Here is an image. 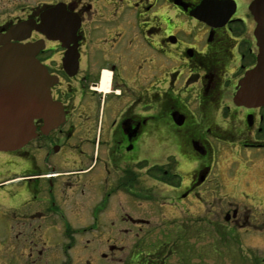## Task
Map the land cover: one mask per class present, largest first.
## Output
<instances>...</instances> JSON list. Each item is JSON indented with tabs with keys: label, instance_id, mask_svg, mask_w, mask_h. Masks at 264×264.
Here are the masks:
<instances>
[{
	"label": "flooded vegetation",
	"instance_id": "obj_1",
	"mask_svg": "<svg viewBox=\"0 0 264 264\" xmlns=\"http://www.w3.org/2000/svg\"><path fill=\"white\" fill-rule=\"evenodd\" d=\"M5 46H30L49 103L0 151V264H116L135 230L126 260L166 264L174 241L141 258L150 223L134 210L189 214L264 168V99H237L264 55V0H0ZM8 65L1 125L19 113Z\"/></svg>",
	"mask_w": 264,
	"mask_h": 264
},
{
	"label": "rangeland",
	"instance_id": "obj_2",
	"mask_svg": "<svg viewBox=\"0 0 264 264\" xmlns=\"http://www.w3.org/2000/svg\"><path fill=\"white\" fill-rule=\"evenodd\" d=\"M259 155L254 154L256 157ZM234 168L227 171L219 168L218 180L221 183L228 177L232 181L238 180L239 171H234ZM263 169L255 170L251 174L253 177H242L240 181L235 180L236 183L227 182L233 190L229 191V188V192H224L221 187L214 197L203 198L206 202L198 204L196 201L189 214L181 209L173 215L163 204L161 208L157 204L156 208L153 200L142 205V209L134 210L135 216H141L150 223L142 234H145L144 238L140 235L141 258L148 252L149 243L158 240L161 248L164 242L174 241L173 255L166 264H264ZM259 172L263 176L258 175ZM230 209H237L238 215L236 220L226 222L224 216ZM172 222L176 231L170 227ZM135 231L132 238L122 245L124 251L116 255V264H130L126 260L128 254L139 243L133 239ZM167 232H171L172 237L166 235Z\"/></svg>",
	"mask_w": 264,
	"mask_h": 264
},
{
	"label": "water",
	"instance_id": "obj_3",
	"mask_svg": "<svg viewBox=\"0 0 264 264\" xmlns=\"http://www.w3.org/2000/svg\"><path fill=\"white\" fill-rule=\"evenodd\" d=\"M1 44L6 45V41H1ZM0 63L9 64L8 70L17 71L19 86V113L15 118V123H12L11 115L4 119L2 125L0 124V151L14 150V148L21 147L30 137V129L32 120L37 117L45 118L47 109L45 106L40 108L41 102L49 103V85L42 81L41 86L39 79L42 75V70L34 65L31 57L30 46H5L0 50ZM5 70V66L0 67ZM35 78V82L31 79ZM11 84V77H9ZM31 85L36 86V106L31 108V101L28 98ZM242 88L238 93L237 99L240 101L252 100V95L257 96L261 101L264 99V55L258 61V65L252 70L242 82ZM248 93L249 96L244 94ZM41 97V98H40Z\"/></svg>",
	"mask_w": 264,
	"mask_h": 264
}]
</instances>
